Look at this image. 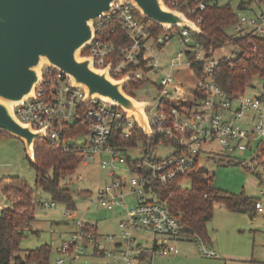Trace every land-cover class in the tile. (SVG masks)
Returning a JSON list of instances; mask_svg holds the SVG:
<instances>
[{
	"label": "built area",
	"instance_id": "obj_1",
	"mask_svg": "<svg viewBox=\"0 0 264 264\" xmlns=\"http://www.w3.org/2000/svg\"><path fill=\"white\" fill-rule=\"evenodd\" d=\"M253 1L257 6L264 2ZM164 2L171 9L182 12L202 30V10L207 6V0ZM141 17L132 0H116L109 11L94 20L95 36L83 54L92 58L94 67H108L114 79L129 75L124 90L137 100L147 101L144 109L151 127L150 134L139 127L134 115L98 95L81 104L85 95L83 86L74 85L66 73L48 63L42 66V78L34 94L14 106L18 120L30 124L33 129H44L42 137L65 150L71 146L80 150V164L87 165L99 158L102 167L109 168L112 181L98 190L94 202L110 210L126 207L124 217L118 223L120 234L117 239L115 234L99 233L95 223L85 222L83 218L74 219L75 229L70 232V238L57 246V251L64 255L57 259L59 264L66 261L75 264L87 250L104 258L101 264H153L157 256L178 254L177 241L181 238L195 241L203 256L218 258V252L209 247L208 241L187 234L178 217L160 199L155 185H168L185 176L206 144L218 143L225 153L219 156L227 163H239L255 172L261 167L264 172V90L252 96L246 93L229 96L213 78L219 58L207 56L203 44L194 37V33L199 32L191 26L180 25L166 28L169 32L164 35H152ZM108 22H113L111 31L120 27L131 43L115 47L104 36L103 29ZM232 27V35L252 34L264 38V10L251 16L238 13V20ZM175 33L180 34L184 49L170 61L162 63L154 51L164 47ZM235 49L240 50L237 46ZM184 54L193 70L195 62L202 64V75L199 77L194 71L196 81L188 88H184L174 74L183 64L181 58ZM151 73L160 74L157 82ZM146 85L157 88L154 96L147 89L153 102L136 95L138 89ZM197 91L207 95L199 97ZM82 105L85 108L81 110L79 106ZM245 117L247 120L240 123ZM79 119L87 127L86 132L79 134L84 138L76 141L65 137V127ZM117 135L134 138L137 144L118 145L114 142ZM167 138L171 142H167ZM161 146H170L173 152L160 157L157 152ZM248 149L254 150L250 161L240 157ZM108 155L110 159L106 158ZM124 163L128 165V174H116V165ZM77 178L82 181L83 174L78 173ZM128 195L137 196L134 204L129 205ZM32 202L45 207L55 205L54 200H42L37 196ZM255 205L258 213L264 212V201L258 198ZM106 241H113L111 247Z\"/></svg>",
	"mask_w": 264,
	"mask_h": 264
},
{
	"label": "rangeland",
	"instance_id": "obj_2",
	"mask_svg": "<svg viewBox=\"0 0 264 264\" xmlns=\"http://www.w3.org/2000/svg\"><path fill=\"white\" fill-rule=\"evenodd\" d=\"M221 4L229 2L232 9L238 14L251 16L256 11L264 10V2L260 6L254 5L249 9H240V0H221ZM141 19L144 21L143 17ZM175 30H172L174 32ZM169 32L168 29L160 27L159 35H164ZM227 32L232 34L233 27L228 28ZM184 49L181 45V36L179 33L172 35L171 39L166 42L164 47L157 48L154 54L161 58L162 63L170 61L176 57L180 50ZM238 49L232 44H226L217 49L213 54L215 59L223 56L235 57ZM81 56L82 53H79ZM183 64L179 67V71H174L176 79L181 81L184 88L192 86L196 77L194 70L187 64V56L184 54L181 58ZM150 76L157 82L160 74L151 73ZM147 89L151 93L157 95V88L146 85L136 92L137 96L153 102L154 100L147 94ZM264 90V77L256 76L246 89V95H255L262 93ZM241 120L240 123H244ZM84 135H77L73 139L81 141ZM39 139V138H38ZM37 141V140H36ZM36 143V142H35ZM213 148V152L211 151ZM35 152V144H34ZM173 152L170 146H161L158 150L160 157H166ZM134 153V152H132ZM220 154H225L222 147L215 143L206 144L199 157V166L209 172H215L214 183L223 189L230 190L237 193L256 199L260 198L264 201V172L261 167H257L256 172L246 168L244 165L237 163H227L219 157ZM254 150L248 149L241 158L251 160ZM110 159V155L106 156ZM128 165L117 164L115 168L116 174H128L126 169ZM109 169V168H108ZM108 169H104L101 165L100 159L96 158L90 161L87 165L80 164L75 172V175L66 176L62 180V184L70 186L73 190L76 206L68 209L64 202L54 200L55 205L52 207H45L41 204H36L35 215L36 220L32 222L31 227L26 230L25 236L22 238L20 246L22 250L19 252L23 255L26 249H35L44 244L51 246L48 264H59L57 259L64 257L57 251V246L61 244L64 239L70 238V232L75 229L74 219L83 218L85 222L97 224L98 232L101 234H115V239L120 234L118 223L124 217L125 206H119L114 210L101 207L94 202L97 197L98 190L110 184L112 178L108 174ZM262 173L261 175L259 173ZM82 173L84 179L81 181L77 178V174ZM9 176H19L24 179L28 185L34 190L35 196L42 200H53V197L40 189L36 188L35 177L36 172L30 163L27 150L24 142L5 131H0V180ZM181 188H191L193 185L189 177H184L178 181ZM127 202L132 205L136 202V195H128ZM7 199L0 186V204L6 206ZM8 204V203H7ZM208 232L212 240L222 246L223 249L243 253L246 257L255 260L264 261V212L263 213H242L232 212L226 208L225 205L217 203L214 209V215L208 223ZM148 236V235H147ZM183 239V238H181ZM113 241L107 242L108 247H111ZM217 244V245H218ZM179 254L157 256L153 260V264H223V257L219 247L216 251L220 254V258H210L203 256L198 249V244L190 239H183L177 241ZM208 245L214 248L208 241ZM187 247L197 252V259L190 262H182L181 259L187 251ZM215 249V248H214ZM196 258V257H195ZM104 258L92 255L91 251L87 250L85 255L80 257L75 264H101ZM11 264H16L12 262ZM36 264V263H29ZM63 264H70L66 261Z\"/></svg>",
	"mask_w": 264,
	"mask_h": 264
},
{
	"label": "trees",
	"instance_id": "obj_3",
	"mask_svg": "<svg viewBox=\"0 0 264 264\" xmlns=\"http://www.w3.org/2000/svg\"><path fill=\"white\" fill-rule=\"evenodd\" d=\"M207 6L202 10V31L194 33L195 39L202 43L207 56H213L215 51L226 44L240 48L235 57L223 56L213 73L215 82L232 97L240 96L251 86L256 76L264 77V38L252 34L232 35L227 32L238 20V14L229 2L221 4L219 0H207ZM152 35H158L160 26L144 19ZM113 22L105 24L104 36L115 47L131 43L130 38L116 27L111 31ZM255 47L256 50H252ZM246 53H249L248 55ZM195 74L202 75V64H193ZM199 97L206 92L197 91ZM85 106H79L84 109ZM87 127L82 119L73 125H67L64 136L74 138L86 132ZM137 132L142 136L140 129ZM171 142L170 139H166ZM114 142L126 147L134 146L137 140L126 139L117 135ZM81 151L71 146L69 150L53 144L49 138L41 137L35 143V161L30 160L36 172L35 185L37 189L49 193L53 200L62 201L68 209L74 208L76 202L70 186L62 184L66 176L75 175L80 165ZM198 161V159H197ZM189 169L185 176L179 177L168 185L156 184V190L162 201L172 214L178 217L187 230V234L197 235L210 241L208 223L214 215L215 205L223 204L234 212L255 213L257 199L244 193H233L214 184L213 176L202 169L198 162ZM189 177L191 188H181L178 181ZM0 186L8 204L0 210V264H48L52 248L44 244L35 249L26 250L24 256L20 243L35 219V206L32 198L34 190L19 176H9L0 180ZM191 240V238H189Z\"/></svg>",
	"mask_w": 264,
	"mask_h": 264
},
{
	"label": "water",
	"instance_id": "obj_4",
	"mask_svg": "<svg viewBox=\"0 0 264 264\" xmlns=\"http://www.w3.org/2000/svg\"><path fill=\"white\" fill-rule=\"evenodd\" d=\"M115 1L0 0V131L21 139L30 160L35 161L34 144L44 129H33L18 120L14 106L34 94L44 63L66 73L74 85L83 86L81 104L98 95L134 115L139 127L151 133L144 109L147 101L137 100L124 90L129 75L114 79L108 67H94L92 58L83 54L95 36L94 20L109 11ZM132 1L142 17L160 27L188 25L202 31L164 0Z\"/></svg>",
	"mask_w": 264,
	"mask_h": 264
},
{
	"label": "crops",
	"instance_id": "obj_5",
	"mask_svg": "<svg viewBox=\"0 0 264 264\" xmlns=\"http://www.w3.org/2000/svg\"><path fill=\"white\" fill-rule=\"evenodd\" d=\"M219 1H221V0H219ZM254 5H257V4L253 0H240V2H239V8L240 9H249L250 10L252 7H254ZM199 157H198V161H197L198 162V165H199ZM209 173L213 176V181H214L215 172L213 171L212 173L211 172H209ZM227 191H230V190H227ZM230 192H233V191H230ZM242 192H244V191H242ZM233 193H237V192H233ZM256 199H258V198H256ZM7 203H8V201H7ZM7 203L5 205H7ZM2 206L4 207V205H2ZM232 212H234V211H232ZM255 212H257V210H255ZM35 220H36V215H35V219L33 220V222ZM30 227H31V225H30ZM209 243L215 248V250H216V247H219L220 248V251L222 252L221 255H222L223 259H224L223 260L224 261L223 264H264V261H259V260H255V259L250 258V257H246V255H243V253H238V252H234V251H229V250L223 249L221 245H219L218 243H216V242H214L212 240V237L211 236H210ZM26 250H28V249H26ZM25 253H26V251H25ZM25 253L23 255H21V254L20 255L21 256H24ZM197 257H199V256H197V252L195 250L190 249V248L187 247V251H186L185 255L182 257L181 261L182 262L195 261L197 259ZM220 257L221 256L219 254V257L218 258H220ZM214 264H216V263H214Z\"/></svg>",
	"mask_w": 264,
	"mask_h": 264
},
{
	"label": "bare ground",
	"instance_id": "obj_6",
	"mask_svg": "<svg viewBox=\"0 0 264 264\" xmlns=\"http://www.w3.org/2000/svg\"><path fill=\"white\" fill-rule=\"evenodd\" d=\"M12 105V103H10V106Z\"/></svg>",
	"mask_w": 264,
	"mask_h": 264
}]
</instances>
